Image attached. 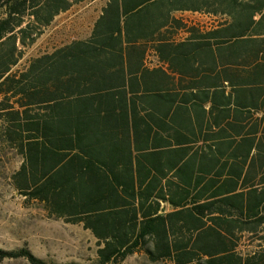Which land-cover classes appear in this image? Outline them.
Returning <instances> with one entry per match:
<instances>
[{"label":"trees","instance_id":"1","mask_svg":"<svg viewBox=\"0 0 264 264\" xmlns=\"http://www.w3.org/2000/svg\"><path fill=\"white\" fill-rule=\"evenodd\" d=\"M83 1L0 0V148L22 159L11 177L15 191L41 205L48 217L89 231L96 240V264H119L139 252L151 262L264 264V115L251 121V136L221 145L227 177L195 183L202 186L187 210L153 216L144 197L151 184L141 191L144 168L138 164L160 154L137 153L138 123L131 140L122 123V97L126 89L134 95L129 106L136 116L138 104L152 105L147 99L161 91L165 74L145 69L123 85L120 71L106 74L104 68L115 57L109 52L123 47L199 51L205 64L195 71H203L204 84L223 79L229 86L222 91L230 89L228 95L240 100L237 107L264 114V0H108L89 40L35 57L12 72L55 17ZM176 12L220 21L201 32L175 20ZM174 26L187 31L184 42L165 35ZM115 120L119 132L93 129V122L105 121L113 128ZM240 130L234 126L233 137ZM175 142L183 143L178 137ZM150 238L153 246L147 245ZM16 259L49 264L27 249L0 250V263Z\"/></svg>","mask_w":264,"mask_h":264},{"label":"crops","instance_id":"2","mask_svg":"<svg viewBox=\"0 0 264 264\" xmlns=\"http://www.w3.org/2000/svg\"><path fill=\"white\" fill-rule=\"evenodd\" d=\"M95 1L85 0L57 16L58 18L66 17L73 8L81 6L75 12L79 15L80 21L75 25V30L82 33L86 21L90 27L87 34L81 35L80 38L72 42H84L91 38L94 24L102 15V10L108 2L107 0L101 6L93 20ZM187 15L208 18L210 23L201 24L187 20ZM172 17L185 24L187 28L194 26L201 32L216 27L220 21L216 17L192 12H176ZM161 32H165V29ZM165 35L175 43L184 42L188 38L187 31L176 26L169 28ZM72 42L57 49L68 46ZM109 53L114 54L115 57L107 61L108 64L104 66L105 73L112 74L120 71L122 81L125 83L123 85H126L128 79L134 74L138 76L139 72L145 69L160 70L165 74L160 77V80H163L159 82L161 91L147 99L152 105L144 106V108L137 102V113L134 117L129 106L130 98L134 95L126 89V96L122 97L126 103L122 123L131 140L133 124L135 121L138 123V154H160L159 158L140 160L138 164L144 168L140 170V179H143L141 191L151 184L144 197L148 199L147 206L152 208L153 216H166L187 210L192 206L195 193L205 182L217 179L219 174L221 179L227 177V166L224 170L221 169V165L226 163L225 158L220 156L221 145L227 140L239 142L244 134L250 135L251 121L264 114L261 111L237 107L235 104L240 100L235 99L233 95H228L230 89L222 91V88L229 86L225 80L216 79L211 87L204 84L203 71H195L202 70L204 67L205 59L202 52L188 48L138 46L123 47L119 51ZM199 54L200 57H198ZM216 65L219 69V65ZM137 83L136 89L142 93L143 86L140 84L141 82ZM95 97L97 96L93 93V104L97 102ZM114 99L116 100V97ZM94 108L95 106H93V110ZM118 113L115 114L118 115ZM119 122L115 120L113 128H111V122L105 121L102 126L93 122V129H113V132L116 133L120 131ZM234 126L241 128L239 137H233L232 128ZM146 135L149 136L147 139ZM177 137L183 143H176ZM161 142L164 145H159ZM133 147L132 145L131 151L135 154ZM131 165H135L134 161ZM247 166L248 162L245 164L241 178L245 175ZM197 182L202 185L199 184L195 188L194 185ZM151 239L148 240V246L154 245ZM169 239L171 238L169 237Z\"/></svg>","mask_w":264,"mask_h":264},{"label":"rangeland","instance_id":"3","mask_svg":"<svg viewBox=\"0 0 264 264\" xmlns=\"http://www.w3.org/2000/svg\"><path fill=\"white\" fill-rule=\"evenodd\" d=\"M107 0H96L93 5V20ZM81 8L72 9L66 17L55 18L44 29L36 42L25 48L23 57L12 69L22 71L28 62L38 56L51 53L80 36L87 34L89 24L80 33ZM3 13L0 14L2 17ZM187 20L209 24L210 20L197 15H187ZM22 159L15 152L0 148V250L5 252L27 249L37 259L49 264H96V240L81 225L65 223L61 219L48 217L43 207L25 201L13 188L11 177L19 169ZM0 264H29L23 259L4 260ZM119 264H172L168 261L151 262L144 253H135Z\"/></svg>","mask_w":264,"mask_h":264}]
</instances>
